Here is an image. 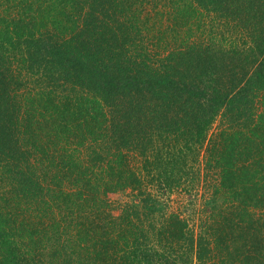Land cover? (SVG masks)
<instances>
[{
  "label": "trees",
  "instance_id": "1",
  "mask_svg": "<svg viewBox=\"0 0 264 264\" xmlns=\"http://www.w3.org/2000/svg\"><path fill=\"white\" fill-rule=\"evenodd\" d=\"M144 1L114 0L122 24L146 32L151 47L140 40L91 46L76 0H0V61L42 79L22 91L11 127L0 132V144L28 149L23 157L0 153V264L190 263L184 217L172 213L151 242L129 209L114 213L109 193L156 180L181 186L190 160L204 148L206 163L221 169L224 194L210 230L211 264H264V28L261 35L248 30L254 41L244 49L242 38H231L233 52L262 55L246 78L247 91L241 80L221 90L212 83L214 71L191 56L214 45L212 34L200 38L207 18L229 17L224 22L231 24L232 0H150L146 16ZM248 2L264 19V0ZM252 90L262 106L257 122L210 134L219 113L235 110ZM143 92L163 104L167 120L177 116L184 127L162 132L140 171L124 150L105 164L87 161L83 148L106 137L120 105ZM129 139L122 138L127 146Z\"/></svg>",
  "mask_w": 264,
  "mask_h": 264
},
{
  "label": "rangeland",
  "instance_id": "2",
  "mask_svg": "<svg viewBox=\"0 0 264 264\" xmlns=\"http://www.w3.org/2000/svg\"><path fill=\"white\" fill-rule=\"evenodd\" d=\"M248 1L232 0L231 24L224 22L229 17L218 18L215 16L214 20L207 18V28L201 31L200 38L206 40L212 34L213 37L210 41L215 40L214 45L212 44V49H207L204 55L191 56L194 57L193 60L202 63L203 68L207 67L214 71L216 80L212 83L221 90L230 89V85H234L240 80L243 81V87L245 86L243 90H246L245 88L250 86L247 80L252 74L254 65L259 64L262 60H258L259 57H262L259 50L249 52L250 55H247L248 51L242 50L237 53L231 50L232 37L242 38L237 41L240 43L241 49H244L254 41L248 30L256 31L259 35L262 34L264 19L259 10L251 9ZM76 2L82 33L85 39L90 40L91 46L97 47L98 44L111 46L125 41L132 44L136 40H140L139 44L151 47L153 39L150 40L146 35L147 29L142 30L145 32V36H142L132 28V24L129 22L128 26L122 24L123 14L117 11L114 0H76ZM150 3V0L144 1L141 11L144 16L148 13L146 7H151ZM133 5L134 8L138 7V2ZM210 29L216 33L210 32ZM246 38L247 42L244 40ZM219 40H224V44H220ZM221 47L230 49V51L224 52ZM136 59L140 60L141 58L136 56ZM0 74L2 75L1 85L5 87V91L0 90V132H2L3 129H9L12 125L10 117L15 112V103L20 100L22 91L28 87L38 88L42 79L39 72H27L8 61L5 63L0 61ZM13 87H16L18 94H14ZM65 89H70V86ZM256 95L252 90V94L249 95L246 102L234 103L235 110L223 109L213 123L210 134L224 126L248 129L254 125L262 111L260 97ZM124 102V105H120V110L116 111L113 117L114 124L110 125L111 130L106 137L99 142L89 143L83 148L82 153L90 163L105 164L119 151L124 150L128 152L133 167L140 171L143 159L152 145H158L157 140L161 133L169 130L179 131V128L184 127L185 124L180 126L181 123L177 122V116L173 120H167L163 104H159L160 101L148 93H136L126 98ZM207 103L206 107L211 105V101ZM192 127H194L193 124ZM126 135L130 137L129 146L126 145L127 141L122 140ZM6 143L9 144L6 146ZM4 145L7 148L6 152L0 150V153L5 154L11 150L23 157V154L28 150L17 143L13 144L12 142L11 144L9 141L0 144V147L2 148ZM196 157V161L195 159L190 160V174L181 186L171 189L161 181H150L145 182L137 189L127 188L110 192L109 199L115 214L118 215L126 209L132 212L133 219L144 232L145 238L151 242L157 239L159 228L172 213L180 214L188 222V241H186L185 252L191 262L185 264H211L210 257L213 253L211 225L214 219L218 218V213L224 203V194L220 190L221 169L206 163L205 148ZM193 158H195V154H191L190 159Z\"/></svg>",
  "mask_w": 264,
  "mask_h": 264
}]
</instances>
